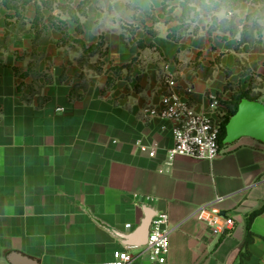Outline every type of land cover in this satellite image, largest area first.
Returning a JSON list of instances; mask_svg holds the SVG:
<instances>
[{
  "label": "crops",
  "instance_id": "crops-1",
  "mask_svg": "<svg viewBox=\"0 0 264 264\" xmlns=\"http://www.w3.org/2000/svg\"><path fill=\"white\" fill-rule=\"evenodd\" d=\"M183 1L164 13V0H0V264H104L124 249L132 264H160L140 232L158 212L170 214L165 264H264V211L245 246L264 206V144L244 137L212 161L169 163L173 122L142 116L161 106L163 73L183 96L193 87L198 112L210 93L225 117L240 91L264 102V0L234 11L193 0L200 15L174 40ZM102 38L104 56L74 41ZM153 142L154 157L138 146ZM208 204L234 225L200 221Z\"/></svg>",
  "mask_w": 264,
  "mask_h": 264
},
{
  "label": "built area",
  "instance_id": "built-area-1",
  "mask_svg": "<svg viewBox=\"0 0 264 264\" xmlns=\"http://www.w3.org/2000/svg\"><path fill=\"white\" fill-rule=\"evenodd\" d=\"M162 80L167 91L162 95L161 106L144 107L142 116L145 120L158 117L173 122V146L167 149L168 162L172 163L175 157L180 155L199 160H214L221 152L219 137L225 119V114L220 112V97L210 93L208 109L198 112L190 103L194 91L192 86L185 89L183 96L178 90L179 82L175 75L163 73ZM138 146L151 157H154L159 149L157 142L151 145L140 143ZM197 217L214 229L225 230L234 225V219L223 215L215 204L200 207ZM169 251L170 214L158 212L152 220L148 242L143 247L142 255H146L152 262L165 264ZM136 259L137 256L131 254L128 249L115 250L112 259L104 264H132Z\"/></svg>",
  "mask_w": 264,
  "mask_h": 264
},
{
  "label": "trees",
  "instance_id": "trees-1",
  "mask_svg": "<svg viewBox=\"0 0 264 264\" xmlns=\"http://www.w3.org/2000/svg\"><path fill=\"white\" fill-rule=\"evenodd\" d=\"M244 1H247V0H210L209 3H206L207 2L206 0H201V8L208 10V11H212V10H219L223 6H225L227 8H230L229 11H234ZM192 2H193V0H184L182 2L183 13H182L181 17H179L180 23L171 29L172 33L170 32V37L173 38L174 40H178L182 36V32H184L187 29L186 23L192 14H194V18H197L200 15V12L191 5ZM163 8H164V13H167L170 11L169 5L167 4V0H164ZM37 14H38L37 18L39 19V17L41 16V12L39 11V7L37 8ZM233 19H234V17H232L231 19L224 18L221 20V24L223 26L229 25L230 27L233 28L234 27ZM214 20L217 21V18L214 17ZM61 27H62V30H64V32H65L64 23H62ZM42 31H44V29H41L40 31H38V33H41ZM79 31L81 32V29H79ZM74 41L77 42L78 44H80L86 52H90V53L98 52L101 56H104L107 52V48L105 47V42H104L103 38L100 40L99 43L91 45L89 47H87L84 44V42L79 40V39H75ZM35 48H36V42L34 41V49ZM130 66H131V63L126 64L123 67H115V68L117 70H119L122 68H129ZM110 82H111V79H110ZM243 98H248V99L254 100L247 92L240 91L238 93H235L232 96V98L228 101V103L230 105L229 113L226 115V117L222 123L221 134L219 137V143H220L221 147L225 146L223 144V139H224L225 134H226V125H227L230 117L232 115H234L236 113V111L238 110L239 103ZM263 211H264V206H262L260 209L253 211L248 216L247 222H246V227H247L248 233H247V238L245 240V246L249 245L254 240L255 234L252 232V224H253L254 219L256 217H258L259 215H261L263 213Z\"/></svg>",
  "mask_w": 264,
  "mask_h": 264
},
{
  "label": "water",
  "instance_id": "water-1",
  "mask_svg": "<svg viewBox=\"0 0 264 264\" xmlns=\"http://www.w3.org/2000/svg\"><path fill=\"white\" fill-rule=\"evenodd\" d=\"M244 137L255 139L264 144V102L243 98L238 110L232 115L226 125L223 139L225 146L232 145ZM152 220L147 218L140 232L149 231ZM140 245H144L143 243Z\"/></svg>",
  "mask_w": 264,
  "mask_h": 264
}]
</instances>
